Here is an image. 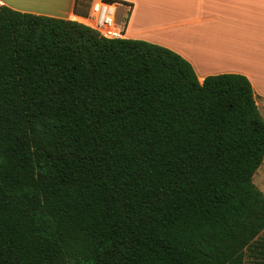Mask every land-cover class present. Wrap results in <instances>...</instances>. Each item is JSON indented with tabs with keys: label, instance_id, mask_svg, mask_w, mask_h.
<instances>
[{
	"label": "trees",
	"instance_id": "obj_1",
	"mask_svg": "<svg viewBox=\"0 0 264 264\" xmlns=\"http://www.w3.org/2000/svg\"><path fill=\"white\" fill-rule=\"evenodd\" d=\"M263 157L245 75L0 4V264H264Z\"/></svg>",
	"mask_w": 264,
	"mask_h": 264
},
{
	"label": "crops",
	"instance_id": "obj_2",
	"mask_svg": "<svg viewBox=\"0 0 264 264\" xmlns=\"http://www.w3.org/2000/svg\"><path fill=\"white\" fill-rule=\"evenodd\" d=\"M93 1L95 0H0V4L21 12L74 19L84 23ZM115 5L123 7L127 13L123 37L146 40L177 52L190 62L199 80L209 74H243L249 79L253 92L264 97V0H116ZM155 21L160 24H150ZM159 28L163 31L170 30L166 32L173 37H160L156 33ZM184 29L189 32L185 37L184 32L179 33V30ZM205 35L210 36L205 39ZM175 40L189 42L186 49L192 54L176 48ZM203 42L209 45L205 47ZM211 46L213 49L217 48L221 58H212L210 55L207 58ZM207 47L209 48L204 49ZM198 50H201L203 57ZM229 51L233 55H228ZM242 52L245 55L244 67H233L232 65L241 64ZM195 57L202 66L209 67L207 65L215 63L214 67L209 68L218 69H199L195 64Z\"/></svg>",
	"mask_w": 264,
	"mask_h": 264
},
{
	"label": "rangeland",
	"instance_id": "obj_3",
	"mask_svg": "<svg viewBox=\"0 0 264 264\" xmlns=\"http://www.w3.org/2000/svg\"><path fill=\"white\" fill-rule=\"evenodd\" d=\"M126 20H127L126 11L124 10L123 7H120V6L116 5V10H115V14H114V24H115V26L118 27V28H123L124 29ZM150 21H153V19H151ZM160 22H162V21H160ZM156 23L160 24L158 21L151 22L150 24H156ZM159 29L160 30H157L156 33H157V35H160V37L163 36V35L164 36H168L170 38L173 37V36L169 35L168 32H166V31H170V30L163 31L161 28H159ZM187 30L188 29L179 30V33L182 32L180 34H183V32H184V37H185L186 36L185 34L189 33V32H185ZM175 42L177 43V44L176 43L174 44L175 46H177L176 48H179V50L180 49L181 50H186V51H188V53H191V51L186 49V45L189 42H186V41H183V40H181L180 42L179 41L177 42L175 40ZM242 55H243L242 56L243 60L239 62L241 64L232 65L233 67L241 68V69L244 67V63H243L244 62V57H245L244 52H242ZM196 61H197V63H195V64H196V66L199 69L200 68L203 69V70H211V69L216 70V69H218V68H209V67L202 66V64L200 63V61L197 58H196ZM220 67H222V64H220ZM254 94H257V93H254ZM256 101H257L259 112H260L261 116L264 118V97L261 96L260 94H257ZM253 183L264 194V157H263L261 165L257 168V170L255 171V173L253 175ZM257 240H258V242H261V243L264 244V230L257 236Z\"/></svg>",
	"mask_w": 264,
	"mask_h": 264
},
{
	"label": "built area",
	"instance_id": "obj_4",
	"mask_svg": "<svg viewBox=\"0 0 264 264\" xmlns=\"http://www.w3.org/2000/svg\"><path fill=\"white\" fill-rule=\"evenodd\" d=\"M115 2L95 0L90 5V11L86 15L84 24L98 31L107 38H122L124 29L114 24Z\"/></svg>",
	"mask_w": 264,
	"mask_h": 264
},
{
	"label": "bare ground",
	"instance_id": "obj_5",
	"mask_svg": "<svg viewBox=\"0 0 264 264\" xmlns=\"http://www.w3.org/2000/svg\"><path fill=\"white\" fill-rule=\"evenodd\" d=\"M201 35H202V33H201ZM203 35H204V34H203ZM210 35H211V34H210ZM210 35H207V37L210 36ZM205 37H206V35L204 36V38H205ZM207 37H206V38H207ZM206 38H205V39H206ZM202 41H204V40H202ZM206 42H207V41H206ZM206 42H205V43H206ZM205 43L203 42V44H205ZM212 43H213V42H212ZM208 45H209V43H207V45L205 44L204 46L206 47V46H208ZM212 46H213V45H212ZM212 46L210 47V50H208L209 53H208V55H207V58H208L209 55L212 56V58H214V57H215V58H216V57H217V58H218V57L221 58V55H219L220 52L217 53V48H216V49H213ZM208 48H209V47L204 48V49H208ZM211 48H212V49H211ZM214 48H215V47H214ZM200 49H201V48H200ZM204 49H202V50L204 51ZM222 49H225V48H221V50H222ZM218 50H219V49H218ZM198 51H199V50H198ZM200 51H201V50H200ZM200 51H199L198 53L201 54V56H202V53H201ZM199 54H198V57H200ZM221 54H222V53H221ZM230 54H231V53H230V51H229L228 55H230ZM231 55H233V53H232ZM205 56H206V55H205ZM213 56H214V57H213ZM202 57H203V56H202ZM202 57H200V59H202ZM232 57H233V56H232ZM204 58H205V57H204ZM207 58H206V61H207ZM223 58H224V57H223ZM240 58H241V57H240ZM232 59H233V58H232ZM214 61H215V59H214ZM210 64H211V65H207V66H209V67H214V66H215V63H210ZM205 65H206V64H205Z\"/></svg>",
	"mask_w": 264,
	"mask_h": 264
}]
</instances>
